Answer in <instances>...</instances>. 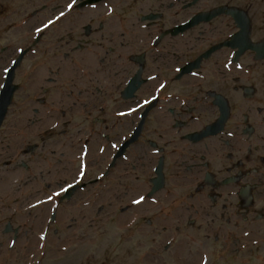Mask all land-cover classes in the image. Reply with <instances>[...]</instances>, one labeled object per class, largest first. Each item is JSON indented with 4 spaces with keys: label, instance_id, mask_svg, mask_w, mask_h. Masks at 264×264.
I'll use <instances>...</instances> for the list:
<instances>
[{
    "label": "flooded vegetation",
    "instance_id": "1",
    "mask_svg": "<svg viewBox=\"0 0 264 264\" xmlns=\"http://www.w3.org/2000/svg\"><path fill=\"white\" fill-rule=\"evenodd\" d=\"M43 221L144 264L263 253L264 0H0V246Z\"/></svg>",
    "mask_w": 264,
    "mask_h": 264
},
{
    "label": "rangeland",
    "instance_id": "2",
    "mask_svg": "<svg viewBox=\"0 0 264 264\" xmlns=\"http://www.w3.org/2000/svg\"><path fill=\"white\" fill-rule=\"evenodd\" d=\"M45 229L46 232L43 233ZM93 229L92 237L70 240L62 234H54L52 224L43 221L39 227V238L28 235L20 239V244L12 249H8L5 244L0 246V264H144L142 254H121L105 249L113 239L109 237L102 240L94 235L95 228ZM33 238L37 239L35 249L26 257L24 253ZM218 256L215 263L222 264V257ZM255 256L257 258L251 259V264L264 263L259 259L264 258V251Z\"/></svg>",
    "mask_w": 264,
    "mask_h": 264
},
{
    "label": "bare ground",
    "instance_id": "3",
    "mask_svg": "<svg viewBox=\"0 0 264 264\" xmlns=\"http://www.w3.org/2000/svg\"><path fill=\"white\" fill-rule=\"evenodd\" d=\"M30 241H31V242H30V245H29V247H28V250L24 253V255H25L26 257H28V256L30 255V253H32V252L34 251L35 246H36V243H37V239H36V238H33V239H31Z\"/></svg>",
    "mask_w": 264,
    "mask_h": 264
}]
</instances>
